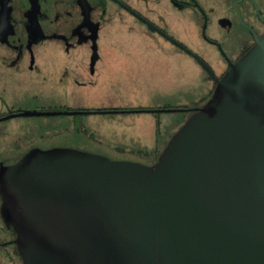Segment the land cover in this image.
Segmentation results:
<instances>
[{"label":"water","instance_id":"obj_1","mask_svg":"<svg viewBox=\"0 0 264 264\" xmlns=\"http://www.w3.org/2000/svg\"><path fill=\"white\" fill-rule=\"evenodd\" d=\"M254 39L220 79L210 73L212 96L151 166L66 148L1 165V216L22 264H264V36Z\"/></svg>","mask_w":264,"mask_h":264},{"label":"rangeland","instance_id":"obj_2","mask_svg":"<svg viewBox=\"0 0 264 264\" xmlns=\"http://www.w3.org/2000/svg\"><path fill=\"white\" fill-rule=\"evenodd\" d=\"M232 4L233 0L225 1L226 16L232 19L229 28L218 23L223 16L218 11L220 16L205 28V36L213 43L202 37L200 20L183 21L173 31L176 42L203 60L216 77L224 71V57L236 61L244 46L246 33L242 23L234 19ZM221 7L217 4L218 10ZM140 30L151 39L148 43L117 26L106 28L97 48L108 52L102 54L90 77L92 85H75L66 95L43 90L35 96L26 89L19 96L8 95V106L20 112L133 111L166 106L173 111L30 116L1 121L0 131L7 135L0 142V163L9 164L32 148H66L115 162L153 165L159 156L155 148L161 153L192 111L210 99L212 83L186 54L138 26L137 32ZM157 48L162 53L155 51ZM0 112L6 116V110Z\"/></svg>","mask_w":264,"mask_h":264},{"label":"flooded vegetation","instance_id":"obj_3","mask_svg":"<svg viewBox=\"0 0 264 264\" xmlns=\"http://www.w3.org/2000/svg\"><path fill=\"white\" fill-rule=\"evenodd\" d=\"M225 1L0 0V110L7 111L6 116L0 114V122L16 118L15 115L23 112L9 108L8 95L19 96L26 89L35 96L43 90H58L60 95H66L75 85H92L90 77L95 74L102 54L108 52L97 48L99 38L108 27L117 26L129 33L127 35L145 38L148 43L151 39L143 31L137 32V27L141 26L146 32L157 35L161 42L171 43L207 74L214 91L215 79H220L230 64L254 46L255 36H264V9L259 4L264 6V0H233L234 19L242 23L246 36L236 61L224 57V71L219 77L203 60L198 57L210 72L170 39L176 42L173 31L181 22L200 20L202 37L213 43L205 36V28L220 16L217 13L223 15L218 19L221 27L229 28L232 23L230 16H226ZM217 4L221 9H217ZM150 45L154 46L152 42ZM155 51L162 53L158 48ZM69 113L89 115L90 112ZM6 135L7 132L0 131V142ZM21 157L9 164L0 163V166L13 165ZM1 204L0 197V264H22L13 242L15 234L3 223Z\"/></svg>","mask_w":264,"mask_h":264},{"label":"trees","instance_id":"obj_4","mask_svg":"<svg viewBox=\"0 0 264 264\" xmlns=\"http://www.w3.org/2000/svg\"><path fill=\"white\" fill-rule=\"evenodd\" d=\"M211 93H210V95L213 93V89L210 91ZM163 109H165V110H171V111H173V109H172V107H168V106H166V107H164ZM112 111H120V110H112ZM90 112V111H89ZM93 112H99V111H93ZM93 112H90L89 113V115H92V114H95V113H93ZM116 114H122V113H116ZM125 114V113H124ZM156 125H157V123H156ZM156 131H157V128H156ZM157 135V134H156ZM153 147H156V143L153 145ZM156 150V153H158V155H160L159 153H160V151L159 150H157V147L155 148ZM157 155V156H158ZM156 160H157V157H156Z\"/></svg>","mask_w":264,"mask_h":264}]
</instances>
